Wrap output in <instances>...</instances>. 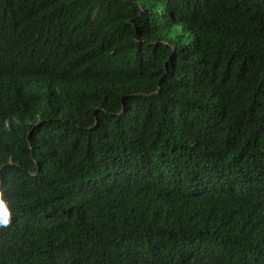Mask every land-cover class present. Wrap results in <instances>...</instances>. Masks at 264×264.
<instances>
[{
	"label": "trees",
	"instance_id": "obj_1",
	"mask_svg": "<svg viewBox=\"0 0 264 264\" xmlns=\"http://www.w3.org/2000/svg\"><path fill=\"white\" fill-rule=\"evenodd\" d=\"M0 264H264V0H0Z\"/></svg>",
	"mask_w": 264,
	"mask_h": 264
},
{
	"label": "clouds",
	"instance_id": "obj_2",
	"mask_svg": "<svg viewBox=\"0 0 264 264\" xmlns=\"http://www.w3.org/2000/svg\"><path fill=\"white\" fill-rule=\"evenodd\" d=\"M6 191V189H0V192ZM9 206L3 199H0V226H6L10 219Z\"/></svg>",
	"mask_w": 264,
	"mask_h": 264
}]
</instances>
